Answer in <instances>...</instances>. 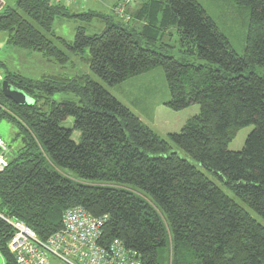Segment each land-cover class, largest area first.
Segmentation results:
<instances>
[{"label":"trees","instance_id":"16d2710c","mask_svg":"<svg viewBox=\"0 0 264 264\" xmlns=\"http://www.w3.org/2000/svg\"><path fill=\"white\" fill-rule=\"evenodd\" d=\"M234 1L248 12L242 54L198 0H142L125 8L130 20L94 10L70 13V6L51 0H15V7L3 8L0 31L9 45L62 65L81 56L109 86L162 67L170 92L165 104L173 110L199 104L200 111L166 139L88 74L33 79L4 69L3 78L34 103H16L0 85V120L15 125L21 142L0 173V213L47 240L62 228L64 212L81 205L107 216L103 244L119 239L143 264H264V225L172 152L173 143L264 220V73L257 71L264 70V0ZM59 17L101 18L106 27L91 35L78 26L68 41L54 29ZM173 29L184 57L166 53ZM57 92L78 102L51 101ZM69 117L73 128L62 125ZM250 125L243 148L230 150ZM12 235L0 218L5 264H17Z\"/></svg>","mask_w":264,"mask_h":264},{"label":"rangeland","instance_id":"374dc122","mask_svg":"<svg viewBox=\"0 0 264 264\" xmlns=\"http://www.w3.org/2000/svg\"><path fill=\"white\" fill-rule=\"evenodd\" d=\"M206 9L208 14L214 19L219 29L228 37L232 47L237 53L242 54L245 49L246 37L248 31L247 9L237 4L234 0H198ZM3 8L15 7V0H4ZM121 0H82L71 5L68 10L70 13H83L90 10L98 11L103 14H115L124 18L130 16L125 9V13H116V3ZM142 0H131L125 5V8L132 11L139 7ZM2 8V9H3ZM125 19V18H124ZM131 19V18H130ZM129 19V20H130ZM126 20V19H125ZM78 26H84L88 34H99L105 27L103 19L97 18L92 23H87L76 18L59 17L54 23L56 34L64 37L68 41H73ZM173 36L166 38V42L172 45L166 53L177 58L184 57L180 51L178 36L173 29ZM86 50L84 56H88ZM11 69L18 73L33 79H40L43 76H59L60 78H75L77 75L88 74L97 82L103 84L112 94L121 102L129 107L139 118L157 134L169 139V134L179 132L185 122L200 111L199 104H193L182 110H173L165 102L170 98L168 84L162 67H156L147 73L131 77L114 86L104 83L97 75L89 69L88 63L82 60L81 56L71 55L70 61L62 65L57 61L48 59L40 52L20 49L9 45L6 41V34L0 31V85L2 86L5 79L3 78L4 69ZM264 73V70H257ZM7 81V80H6ZM51 101H75L78 102L76 95L67 92H57L51 96ZM49 107L45 109L48 110ZM62 125L66 128H73L74 118L69 117ZM254 129L253 125L240 129L237 136L229 144V149L239 151L243 148L247 136ZM17 128L8 119L0 120V137L9 146V150L16 152L20 147V140L16 139ZM81 133L77 130L73 132L72 138L79 142ZM9 152V154H10ZM172 152L188 160L196 166L209 179L223 189L228 196L235 199L241 204L258 222L264 225V220L257 213L251 210L244 202L237 198L224 184V182L213 172L208 171L200 163L195 161L188 153L179 146L172 143ZM10 156V155H9ZM71 174V172L68 171ZM1 264V261H0Z\"/></svg>","mask_w":264,"mask_h":264},{"label":"built area","instance_id":"2783aa9c","mask_svg":"<svg viewBox=\"0 0 264 264\" xmlns=\"http://www.w3.org/2000/svg\"><path fill=\"white\" fill-rule=\"evenodd\" d=\"M71 6L82 0H51ZM131 0H123L116 8L117 13H125V5ZM0 0V11L4 7ZM126 20L130 16L124 17ZM9 146L0 137V173L9 163ZM0 218L13 228L9 248L17 264H143L141 254L126 247L119 239L103 244V227L107 216L95 217L83 206L67 209L62 218V228L42 240L25 222L0 213Z\"/></svg>","mask_w":264,"mask_h":264},{"label":"water","instance_id":"95a60500","mask_svg":"<svg viewBox=\"0 0 264 264\" xmlns=\"http://www.w3.org/2000/svg\"><path fill=\"white\" fill-rule=\"evenodd\" d=\"M2 90L8 98L18 104L23 105L34 103V99L32 97L6 80L2 84Z\"/></svg>","mask_w":264,"mask_h":264},{"label":"crops","instance_id":"0c3cea01","mask_svg":"<svg viewBox=\"0 0 264 264\" xmlns=\"http://www.w3.org/2000/svg\"><path fill=\"white\" fill-rule=\"evenodd\" d=\"M0 261H1V264H5L4 259H3L2 255H1V253H0Z\"/></svg>","mask_w":264,"mask_h":264}]
</instances>
